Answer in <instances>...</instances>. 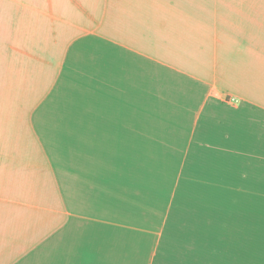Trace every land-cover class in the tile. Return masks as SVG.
I'll return each mask as SVG.
<instances>
[{"label": "crops", "instance_id": "obj_1", "mask_svg": "<svg viewBox=\"0 0 264 264\" xmlns=\"http://www.w3.org/2000/svg\"><path fill=\"white\" fill-rule=\"evenodd\" d=\"M0 12V264H241L223 212L241 174L264 187V0H5ZM66 76L98 83L116 109L79 115ZM118 116L151 139L183 133L173 181L142 180L118 124L111 147ZM79 117L92 129L81 153Z\"/></svg>", "mask_w": 264, "mask_h": 264}, {"label": "rangeland", "instance_id": "obj_2", "mask_svg": "<svg viewBox=\"0 0 264 264\" xmlns=\"http://www.w3.org/2000/svg\"><path fill=\"white\" fill-rule=\"evenodd\" d=\"M4 1L0 0V3ZM6 19L7 13L0 12V37L6 35V29L1 28L5 26V22L2 21H6ZM64 79L65 87L73 89V94L68 99H73V102L77 103L75 95L77 92L79 115L81 113L89 117L102 118L105 116L106 111L112 113L116 109L112 107L115 102H118L117 96L114 99L113 94L102 92L103 88L98 83L88 81L85 76ZM144 114L146 113L144 112ZM109 123V135L105 134V138L110 141L111 147L118 152V142L115 140L113 129L114 125L118 124L122 136L121 150L126 154L125 159L128 163H134L135 157H138V165L142 166V171L138 175H141L143 181L152 183L160 181L163 183L175 179L178 174V167L185 159L180 155V151L176 149L179 145L183 146V133L178 134L175 139L172 134H169L170 132L166 133L168 131H164L162 138H156V128H154L151 139L147 137L145 131L152 128V126H142L135 123L133 119L124 121L119 116L117 120L112 117ZM134 123L139 128L141 125L142 136L135 134L133 131ZM170 127V125L165 126L166 129ZM131 131L134 136L131 135ZM91 133L92 129L88 125L87 119L79 117L78 144L80 153L83 152L81 150L82 144H85L86 140L88 141V136ZM117 160L118 156H115L112 161L116 164ZM156 170L158 173H156ZM200 171V166L197 165L193 166L192 173L194 177L191 175V171L182 175H187L186 181L193 182L196 181V175ZM241 177L243 178H241L239 189L236 190L235 205H226L225 212H223L224 219H226V240L229 239L233 242L236 252L240 254L241 264H264V187L250 189L248 172L241 174Z\"/></svg>", "mask_w": 264, "mask_h": 264}]
</instances>
